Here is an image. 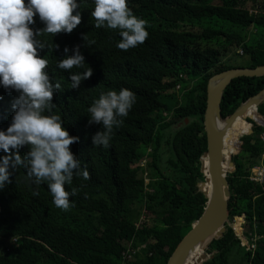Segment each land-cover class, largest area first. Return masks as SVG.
Returning a JSON list of instances; mask_svg holds the SVG:
<instances>
[{
    "label": "trees",
    "instance_id": "1",
    "mask_svg": "<svg viewBox=\"0 0 264 264\" xmlns=\"http://www.w3.org/2000/svg\"><path fill=\"white\" fill-rule=\"evenodd\" d=\"M127 7L146 21L148 36L126 51L115 46L118 30L93 27L91 0L81 3L73 34L42 36L58 45L40 56L49 61L50 77L61 81L54 111L68 134L78 137L69 148L88 179L74 175L65 185L78 191L61 210L45 182L34 183L23 167L9 168L10 182L0 190V264H167L202 214L206 200L197 184L204 178L199 159L207 147L206 86L226 70L264 65V0H127ZM42 27L38 21L35 29ZM82 33L93 43L85 47ZM73 45L91 69L76 89L68 72L83 69L55 65L63 48L71 55ZM242 57L248 65L238 64ZM263 87L264 75L233 80L222 94L221 120ZM120 88L133 92L136 101L113 128L108 146H93L91 136L100 126L88 123L87 107L100 92ZM8 112L0 115V129L10 122H4ZM249 123L253 133L237 140L235 134L247 132ZM234 129L223 167L228 169L234 152V170L226 176L229 220L245 221V242L228 224L200 264H264V174L261 182L250 180L254 167L264 170V100ZM26 151L22 147L18 154L23 158ZM202 190L208 192L207 184Z\"/></svg>",
    "mask_w": 264,
    "mask_h": 264
},
{
    "label": "clouds",
    "instance_id": "2",
    "mask_svg": "<svg viewBox=\"0 0 264 264\" xmlns=\"http://www.w3.org/2000/svg\"><path fill=\"white\" fill-rule=\"evenodd\" d=\"M83 0H0V115L3 109L12 112L4 114L5 129H0V190L9 181V168L26 170V176L34 183H46L52 204L61 210L70 206L69 196L78 191L71 184L73 176L88 179V171L71 152L69 145L78 140L62 127L61 116L54 111L57 107L53 95L61 89V81L50 77L46 71L49 61L40 53L49 47L42 36L63 32L73 34L80 24V5ZM74 12V14H73ZM90 16L94 28L118 30L116 48L128 50L145 41L148 36L146 21L135 16L127 7V0H91ZM42 28L35 29L37 22ZM84 46L87 33L81 34ZM63 48L62 58L56 59L57 69L68 72L70 88L76 89L82 80L91 75L79 46ZM13 94L10 98V95ZM136 101L135 94L126 88L99 93L87 107L89 124H98L100 130L91 136L93 146L107 147L113 128H118L122 117H126ZM27 147L23 158L18 154ZM34 195L36 193H33Z\"/></svg>",
    "mask_w": 264,
    "mask_h": 264
},
{
    "label": "water",
    "instance_id": "3",
    "mask_svg": "<svg viewBox=\"0 0 264 264\" xmlns=\"http://www.w3.org/2000/svg\"><path fill=\"white\" fill-rule=\"evenodd\" d=\"M263 75L264 65L256 68H235L226 70L209 79L206 86L203 119L207 147L206 151L199 159L200 172L203 174L204 178L203 181L197 184L198 191L203 194L206 201L202 214L191 224L189 233L176 247L167 264H187L192 255L195 254L198 249H201V255L194 262V264H200L207 259L206 250L210 247L213 240L219 238L226 232V226L229 224L228 199L230 198L226 176L234 170V164L231 161L234 152L229 155L228 169H224L222 152L224 134L231 122L238 115H244L243 113L249 105H252L257 110V106L264 100V87L259 93L242 102L233 113L223 121L220 115V102L224 89L233 80L240 77L252 78ZM254 121H259V119H254ZM249 133H253L250 123L249 130L240 136L235 134V138L238 139V137ZM205 159L208 162L207 176L204 172ZM207 183L210 185V190L205 192V190H202V186ZM239 220L242 222L241 217H239ZM243 242H245L244 239Z\"/></svg>",
    "mask_w": 264,
    "mask_h": 264
},
{
    "label": "rangeland",
    "instance_id": "4",
    "mask_svg": "<svg viewBox=\"0 0 264 264\" xmlns=\"http://www.w3.org/2000/svg\"><path fill=\"white\" fill-rule=\"evenodd\" d=\"M251 33H249V35H250ZM252 35V34H251ZM250 35V36H251ZM236 53H239V55H241L242 54V51L241 50H238ZM231 57H234V59H236L235 58V53L231 56ZM230 57V58H231ZM237 62H238V64H240V65H248V61H247V59L246 58H244V57H242V58H239V59H237L236 60ZM169 119H170V117H169V115L168 116H165V119L164 120H162V122H167V121H169ZM241 137H238V139H240ZM262 138H264V134L262 135ZM237 139V140H238ZM233 156V155H232ZM261 167V166H260ZM232 171V170H231ZM262 171V169L261 168H259V167H254L253 169H252V175H251V177H250V180H252V179H255L256 177H257V175H258V173H260ZM262 181V180H261ZM261 181H258V182H261ZM146 183H148V181L146 180ZM228 221H229V224L233 227V229H234V231H235V233H236V235L240 238V239H245V237H244V231H243V229H242V226H243V224L245 223V221L242 219V222H241V220L239 221V217H235L233 220L231 219V220H229L228 219ZM241 222V223H240ZM241 226V231L239 232L238 231V227H240Z\"/></svg>",
    "mask_w": 264,
    "mask_h": 264
},
{
    "label": "bare ground",
    "instance_id": "5",
    "mask_svg": "<svg viewBox=\"0 0 264 264\" xmlns=\"http://www.w3.org/2000/svg\"><path fill=\"white\" fill-rule=\"evenodd\" d=\"M2 89V86H0V90ZM5 91H3L4 93ZM13 94H11L12 96ZM254 107L252 105H249L246 109H245V112L243 113L245 116L249 111H251ZM242 114L238 115L230 124V126L226 129L225 131V134H224V138H223V150L222 152H224L225 150V145L227 143V140H228V137H229V134L231 131H234L236 129H234V126L237 124V122L239 120H241L243 118ZM221 125V124H220ZM224 158V156H223ZM205 169H206V176H207V170H208V162L207 160L205 159ZM207 187H208V191L210 190V185L207 183ZM202 253V250L201 249H198V251H196L195 254L192 255V257L188 260L187 264H194V262L199 258V256L201 255ZM123 264H126L125 262H123Z\"/></svg>",
    "mask_w": 264,
    "mask_h": 264
},
{
    "label": "built area",
    "instance_id": "6",
    "mask_svg": "<svg viewBox=\"0 0 264 264\" xmlns=\"http://www.w3.org/2000/svg\"><path fill=\"white\" fill-rule=\"evenodd\" d=\"M261 169H262V171L260 173H258L257 177L255 179H252V181L258 182V181L262 180V177H263V174H264V170H263V168H261ZM123 257L124 258L126 257L125 253L123 254ZM121 264H123V263H121Z\"/></svg>",
    "mask_w": 264,
    "mask_h": 264
}]
</instances>
